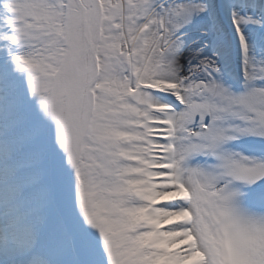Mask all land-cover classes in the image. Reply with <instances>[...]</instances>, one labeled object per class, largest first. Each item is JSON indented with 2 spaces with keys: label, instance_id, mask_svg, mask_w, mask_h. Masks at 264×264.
Segmentation results:
<instances>
[{
  "label": "snow or ice",
  "instance_id": "snow-or-ice-1",
  "mask_svg": "<svg viewBox=\"0 0 264 264\" xmlns=\"http://www.w3.org/2000/svg\"><path fill=\"white\" fill-rule=\"evenodd\" d=\"M0 264H264V0H0Z\"/></svg>",
  "mask_w": 264,
  "mask_h": 264
}]
</instances>
